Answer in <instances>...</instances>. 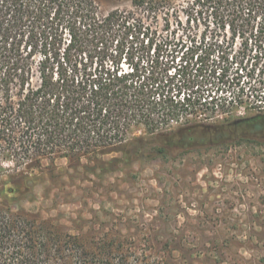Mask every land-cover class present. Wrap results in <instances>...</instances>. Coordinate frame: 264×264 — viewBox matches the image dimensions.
Masks as SVG:
<instances>
[{
  "label": "trees",
  "instance_id": "trees-1",
  "mask_svg": "<svg viewBox=\"0 0 264 264\" xmlns=\"http://www.w3.org/2000/svg\"><path fill=\"white\" fill-rule=\"evenodd\" d=\"M263 85L264 0H132L103 14L94 0H0V264H152L146 243L72 234L2 195L24 199L43 160L95 174L264 139Z\"/></svg>",
  "mask_w": 264,
  "mask_h": 264
},
{
  "label": "rangeland",
  "instance_id": "rangeland-1",
  "mask_svg": "<svg viewBox=\"0 0 264 264\" xmlns=\"http://www.w3.org/2000/svg\"><path fill=\"white\" fill-rule=\"evenodd\" d=\"M94 1L103 14L130 9L132 0ZM176 16L185 22L184 13ZM190 27L203 29L193 21ZM257 74L258 68L242 81L260 87ZM84 166L43 160L32 174L37 178L31 176V193L2 198L72 234L146 243L152 264H264V139L196 147L130 167L104 164L95 174Z\"/></svg>",
  "mask_w": 264,
  "mask_h": 264
}]
</instances>
